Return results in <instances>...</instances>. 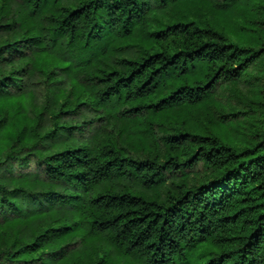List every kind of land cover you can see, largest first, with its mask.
<instances>
[{
  "label": "trees",
  "instance_id": "trees-1",
  "mask_svg": "<svg viewBox=\"0 0 264 264\" xmlns=\"http://www.w3.org/2000/svg\"><path fill=\"white\" fill-rule=\"evenodd\" d=\"M263 18L264 0H0V166L72 130L41 159L62 192L0 184V264H73L77 241L89 264H264V102L232 87L246 109L228 112L214 92L264 58ZM49 65L73 97L41 131L20 73ZM81 107L104 123L76 141L86 121L57 118Z\"/></svg>",
  "mask_w": 264,
  "mask_h": 264
},
{
  "label": "rangeland",
  "instance_id": "rangeland-1",
  "mask_svg": "<svg viewBox=\"0 0 264 264\" xmlns=\"http://www.w3.org/2000/svg\"><path fill=\"white\" fill-rule=\"evenodd\" d=\"M261 25L264 27V18ZM6 34L5 32L0 33V39L4 38ZM22 51L24 56L15 53L16 57L11 65L14 67L23 66L27 69L31 67V53L27 48H23ZM20 77L22 89L33 92V104L41 110L39 120L41 131L51 129L54 121L52 117L53 112H56L60 108L61 103L68 102L73 97V83L61 67H54L53 65H49L46 70L35 68L32 72L26 71L20 73ZM232 87H236L243 97H247L252 101L264 102V97L261 98L256 93L257 90H264V58H260V60L252 63L244 71L243 75L235 81L234 86L229 82L221 81L215 88V96L224 103L226 111L232 112L235 109H246L243 108L244 104L233 96ZM96 112L92 107H81V110L76 114L66 115L60 113L57 121L58 123L65 121L74 125L82 124L81 122L85 120L86 127L84 130L82 132H75L72 135L73 140L85 141L89 140L104 123L99 120L92 121L96 116ZM260 115V109L255 113L251 112L249 115H239L236 118L237 126L241 127L242 130H247L250 127L257 128L259 123L255 122V120ZM71 131H59L55 138L52 136L43 138L37 145L23 148L19 156L24 159L7 161L0 166V184L4 185L7 189L14 187L24 188L29 194L31 193L38 197H42L43 192L48 189L62 192V184L56 181L53 182L45 177L41 159L56 149H62V143L67 140V136L72 133ZM156 131L158 134L161 133L157 127ZM17 149L19 148L17 147ZM126 150L133 157L141 156L139 152L132 150L128 144H126ZM184 173L186 174L185 179L187 182L192 183L206 174L207 169L202 162H198L193 167L184 169ZM180 175V173L176 175L166 174V185L172 186L171 182L175 181ZM68 248L73 250V264H89L87 252H85L86 249L82 247L79 241Z\"/></svg>",
  "mask_w": 264,
  "mask_h": 264
}]
</instances>
